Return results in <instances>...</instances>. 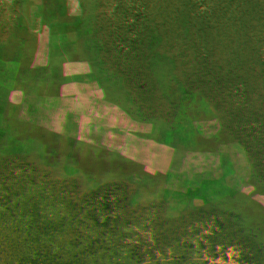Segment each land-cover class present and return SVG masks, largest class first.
<instances>
[{
  "label": "rangeland",
  "instance_id": "374dc122",
  "mask_svg": "<svg viewBox=\"0 0 264 264\" xmlns=\"http://www.w3.org/2000/svg\"><path fill=\"white\" fill-rule=\"evenodd\" d=\"M0 39V264H264V0H36Z\"/></svg>",
  "mask_w": 264,
  "mask_h": 264
},
{
  "label": "trees",
  "instance_id": "16d2710c",
  "mask_svg": "<svg viewBox=\"0 0 264 264\" xmlns=\"http://www.w3.org/2000/svg\"><path fill=\"white\" fill-rule=\"evenodd\" d=\"M36 0H0V14L8 10L10 4H13L18 10H22L26 4H34Z\"/></svg>",
  "mask_w": 264,
  "mask_h": 264
},
{
  "label": "flooded vegetation",
  "instance_id": "af4514ba",
  "mask_svg": "<svg viewBox=\"0 0 264 264\" xmlns=\"http://www.w3.org/2000/svg\"><path fill=\"white\" fill-rule=\"evenodd\" d=\"M3 44H4V42H2L1 39H0V47H2Z\"/></svg>",
  "mask_w": 264,
  "mask_h": 264
}]
</instances>
